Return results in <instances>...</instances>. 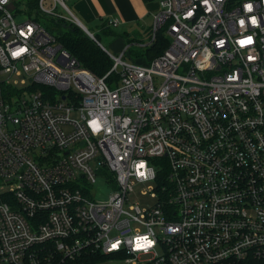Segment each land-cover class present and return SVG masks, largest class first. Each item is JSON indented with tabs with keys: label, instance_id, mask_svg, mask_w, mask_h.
Returning a JSON list of instances; mask_svg holds the SVG:
<instances>
[{
	"label": "built area",
	"instance_id": "1",
	"mask_svg": "<svg viewBox=\"0 0 264 264\" xmlns=\"http://www.w3.org/2000/svg\"><path fill=\"white\" fill-rule=\"evenodd\" d=\"M66 2L38 9L73 22ZM158 3L132 44L164 51L136 62L90 32L112 62L98 77L0 0V264L264 261V0Z\"/></svg>",
	"mask_w": 264,
	"mask_h": 264
},
{
	"label": "crops",
	"instance_id": "2",
	"mask_svg": "<svg viewBox=\"0 0 264 264\" xmlns=\"http://www.w3.org/2000/svg\"><path fill=\"white\" fill-rule=\"evenodd\" d=\"M67 2L70 4L68 9L72 16L84 27L95 25L100 28L110 19L118 21V26L112 28L115 36L108 37L110 45L114 46L116 52L128 44L126 40L128 38L133 41L132 43L144 45L149 36L153 16L159 10V0H67ZM140 47L131 45L129 50L142 49Z\"/></svg>",
	"mask_w": 264,
	"mask_h": 264
},
{
	"label": "trees",
	"instance_id": "3",
	"mask_svg": "<svg viewBox=\"0 0 264 264\" xmlns=\"http://www.w3.org/2000/svg\"><path fill=\"white\" fill-rule=\"evenodd\" d=\"M16 6L23 5L24 9L28 12L29 16L34 18L33 20L37 22L39 17L42 15L46 19H50L51 24L45 25V29L49 32L56 31V38L59 44L64 48L72 57H74L80 66L86 68L94 75L98 77L104 76L111 67V60L107 54L97 45L95 41L90 39L86 33L77 25L71 21L60 20L54 17H51L47 14H43L38 9V0H20L18 3L14 0ZM47 15V16H46ZM100 32L108 37H114L115 33L111 27L103 23L100 26ZM97 35V34H94ZM95 39L100 42L98 36H94ZM128 44H132L131 39H126ZM168 41L162 35H158L155 42L151 45L146 46L142 49H131L130 52L135 53V61L142 62L141 58L151 59L164 51L167 47ZM254 264H264V261H256Z\"/></svg>",
	"mask_w": 264,
	"mask_h": 264
},
{
	"label": "rangeland",
	"instance_id": "4",
	"mask_svg": "<svg viewBox=\"0 0 264 264\" xmlns=\"http://www.w3.org/2000/svg\"><path fill=\"white\" fill-rule=\"evenodd\" d=\"M16 1L18 3H20V0H16ZM53 5H54L53 0H45L44 6L46 8H48V9L53 8ZM66 5L70 8V4L68 2H66ZM54 11L58 14H65L66 13V11H64V9L59 4H57V7L54 9ZM13 15H14V19L17 22L27 21L28 18L34 19L33 17L31 18L29 16L28 12L24 9L23 5L16 6V9H15ZM42 16H43V18L39 17L37 19V22L40 23L43 27H45V25L50 26V24H51L50 19H46L44 15H42ZM68 17H70V15H68ZM85 26H86L85 27L86 29L93 32L94 34H97L94 36L99 37L100 44L105 49H107L109 52H111L113 54L118 53L115 51L114 46L110 45V41H109L108 36H105L104 34H102L100 32V28L95 27V25H85ZM52 34L54 36H56L57 32L53 31ZM130 54H131L130 58L135 60V58H136L135 53L130 52ZM21 79H22V76H13L10 78V82L13 84V86H15L18 89L24 88L26 86L20 82ZM72 115H73V117H77L76 113H73ZM89 188L91 190V193L93 194L94 200L103 201V200H106L109 197V195L115 190L116 185L115 184H110V185L106 184V182L104 181V177L101 175H97L95 182ZM152 188H155V185L153 183H147V184H145V186L143 188H135L134 193H131L129 195V197H130L131 201L139 203L141 207L152 204L155 202V199L153 197H151V195H150V190ZM101 264H123V263L121 261H116V262H111V263L110 262H104ZM251 264H254V263L252 262Z\"/></svg>",
	"mask_w": 264,
	"mask_h": 264
},
{
	"label": "water",
	"instance_id": "5",
	"mask_svg": "<svg viewBox=\"0 0 264 264\" xmlns=\"http://www.w3.org/2000/svg\"><path fill=\"white\" fill-rule=\"evenodd\" d=\"M10 10L14 9V5L10 4L8 7ZM73 23H75V25H77L78 27H80L88 37L93 38L92 34L74 17ZM99 45V44H98Z\"/></svg>",
	"mask_w": 264,
	"mask_h": 264
},
{
	"label": "snow or ice",
	"instance_id": "6",
	"mask_svg": "<svg viewBox=\"0 0 264 264\" xmlns=\"http://www.w3.org/2000/svg\"><path fill=\"white\" fill-rule=\"evenodd\" d=\"M253 22L255 23V19L253 18ZM241 23H243V21H241Z\"/></svg>",
	"mask_w": 264,
	"mask_h": 264
}]
</instances>
